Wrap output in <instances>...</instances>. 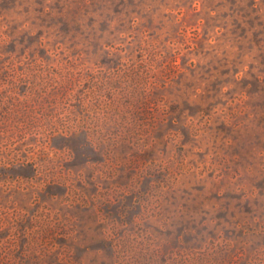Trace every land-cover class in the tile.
I'll use <instances>...</instances> for the list:
<instances>
[{
	"label": "rangeland",
	"instance_id": "obj_1",
	"mask_svg": "<svg viewBox=\"0 0 264 264\" xmlns=\"http://www.w3.org/2000/svg\"><path fill=\"white\" fill-rule=\"evenodd\" d=\"M0 264H264V0H0Z\"/></svg>",
	"mask_w": 264,
	"mask_h": 264
}]
</instances>
